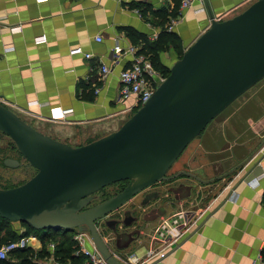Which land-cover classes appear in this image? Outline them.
Segmentation results:
<instances>
[{
    "label": "crops",
    "instance_id": "crops-1",
    "mask_svg": "<svg viewBox=\"0 0 264 264\" xmlns=\"http://www.w3.org/2000/svg\"><path fill=\"white\" fill-rule=\"evenodd\" d=\"M254 1H195L173 22L174 42L152 11H171L177 0H0V104L57 141L78 146L98 139L117 130L135 109L132 96L119 98L118 79L135 57L169 70L212 19L231 18ZM13 26L21 30L11 31ZM41 36L45 39L37 42ZM78 47L91 56L69 54ZM102 65L110 71L100 79ZM53 108L72 115L52 121ZM186 148L184 159L173 165L171 182L183 189L166 214L184 211L185 224L174 233L189 229L177 239L175 234L160 239L151 232L157 219L126 250L111 251L122 264H134L133 258L141 264H249L264 257V86L231 103ZM10 224L11 234L24 235L21 223ZM99 229L108 241L102 221ZM26 237L35 263L55 264L61 257L57 240ZM167 246L159 258L156 253ZM18 255L13 251L5 260L18 263Z\"/></svg>",
    "mask_w": 264,
    "mask_h": 264
},
{
    "label": "water",
    "instance_id": "water-1",
    "mask_svg": "<svg viewBox=\"0 0 264 264\" xmlns=\"http://www.w3.org/2000/svg\"><path fill=\"white\" fill-rule=\"evenodd\" d=\"M262 79L264 0H255L231 18L212 19L151 97L117 130L98 139L78 146L57 141L0 104V132L35 170L24 183L0 188V217L38 230L85 231L106 264H122L111 250H126L138 234L120 231L130 226L131 215L119 210L138 192L167 180L186 146ZM4 165L20 163L6 160ZM120 181L129 183L90 206L93 194ZM179 189L183 186L171 190ZM114 212L120 214L117 219H106Z\"/></svg>",
    "mask_w": 264,
    "mask_h": 264
},
{
    "label": "built area",
    "instance_id": "built-area-1",
    "mask_svg": "<svg viewBox=\"0 0 264 264\" xmlns=\"http://www.w3.org/2000/svg\"><path fill=\"white\" fill-rule=\"evenodd\" d=\"M195 1H199L203 3V0H180L178 12L180 14L182 9H187L192 6ZM179 17V16H178ZM177 18L171 19V21L164 27L166 31H172L173 22ZM11 31L18 32L21 30L20 26H13L9 27ZM45 37L41 36L37 38V42L44 40ZM9 51V48L3 49V52L6 53ZM1 54V52H0ZM69 54H82L85 58H89L91 56L90 53H84L81 48H75L69 51ZM110 71L109 67L106 65H102L100 68V79H103ZM165 75L161 74L160 72L156 71L151 61L144 57V56H137L134 58L133 63L130 67L122 69L119 72L118 79L120 82V89H119V98L120 99H127L130 96L134 98V108L141 107L152 95L155 87L163 81ZM98 88L95 89V93H98ZM72 115V111L69 109H61V108H53L51 110V120L55 122H64ZM264 202V198H263ZM264 207V203H263ZM184 211L180 210L179 212L173 214L171 218H162L159 221V224L155 231L153 232L154 237L160 236V239H164V237L175 234V239L182 236L186 231L189 229V226H184V233L174 230L179 225L185 224L184 222ZM73 248L74 252L73 255L75 257L82 256L83 260L80 264H106L105 260L102 256L98 253V251L93 246L89 235L87 232L82 230H74L73 235ZM27 245V237L26 236H19L16 240H10L4 243L0 242V262L5 260L10 253L17 249L25 248ZM55 246L54 243L49 244V248L53 249ZM169 246V245H168ZM164 248L161 251H158L156 254L159 258H163L166 254V249ZM149 254L152 256L151 251ZM138 259L133 258V262L135 263ZM55 264H75L71 260H57ZM249 264H264V257L257 256L255 259L251 260Z\"/></svg>",
    "mask_w": 264,
    "mask_h": 264
},
{
    "label": "flooded vegetation",
    "instance_id": "flooded-vegetation-1",
    "mask_svg": "<svg viewBox=\"0 0 264 264\" xmlns=\"http://www.w3.org/2000/svg\"><path fill=\"white\" fill-rule=\"evenodd\" d=\"M182 174L184 173L181 172L180 175ZM174 176L175 174H166L165 177L167 180L159 181L149 188H146L131 197L128 202L122 207V212L130 211L131 217L129 218H131V224L128 227V230H126L127 228L124 229L123 227L121 229L129 232H134L138 234V237H140L143 228L150 221H156L158 219V223L154 227H151V232L153 233L157 228L160 219L171 218L173 214L179 212L176 211L174 213L166 214V206L171 207V203L178 200V196L171 190L174 187L171 186V182L174 180ZM128 183L129 181H120L102 188L92 195L91 201L93 202L90 204V206L113 197L114 195L122 191ZM111 188L113 189L111 190ZM115 213L116 212L112 213L109 219H117L121 214ZM127 219L128 218H126L125 220L127 221ZM99 223L100 221L97 222V225Z\"/></svg>",
    "mask_w": 264,
    "mask_h": 264
},
{
    "label": "trees",
    "instance_id": "trees-1",
    "mask_svg": "<svg viewBox=\"0 0 264 264\" xmlns=\"http://www.w3.org/2000/svg\"><path fill=\"white\" fill-rule=\"evenodd\" d=\"M179 2L180 0H177V3L174 5L171 11H168L164 8H161L159 11H152V13L155 16L160 17L162 19V23L160 24L162 32H164L165 36L174 42H178L176 35L172 32L166 31L164 29V23H166L168 20L170 21V19L177 18L179 16V12H178ZM152 52H155V50L152 49ZM182 54L183 52L180 54V57ZM152 64H153V67L157 71L161 72V74L167 76V74L169 73V70L162 68V66L159 65L156 60H153ZM10 223L11 222L0 217V234L3 232L2 237H0L1 243L7 242L10 240L11 241L16 240L17 238H19V236L17 237L15 234H11V232L9 231L8 225ZM21 224L25 227L24 235L22 236H27V234L29 235V233H34L43 242L50 241V240L51 241L57 240V249L55 248V252L56 253L59 252L62 254L59 260H69L68 259L69 252L72 251L73 244H74L73 239H72L74 230L73 231H63V230H53V229L38 230V229H34L30 227L27 224H24V223H21ZM17 250L19 254L18 257L21 258L18 263H10L7 260H3L0 262V264H37L34 261H32V258H33L32 251L25 249V248L17 249ZM71 258L74 260L73 262L75 264H80L83 260L82 256H77V257L73 256Z\"/></svg>",
    "mask_w": 264,
    "mask_h": 264
},
{
    "label": "rangeland",
    "instance_id": "rangeland-1",
    "mask_svg": "<svg viewBox=\"0 0 264 264\" xmlns=\"http://www.w3.org/2000/svg\"><path fill=\"white\" fill-rule=\"evenodd\" d=\"M167 46L171 47V43H170V45H166L164 43V48ZM179 57H180V55H179ZM179 57H178V59H179ZM260 86H264V79H262L261 81L256 83L249 90H247L236 101L243 100L245 97H247L248 95H251L253 92H255V90L258 89V87H260ZM137 109L138 108L134 109L132 111V113L135 112ZM186 149L187 148H185L183 150V152L179 155V157L174 162V164L177 161L181 162L184 159L185 152L187 151ZM6 160L18 161L20 163V165L18 167L6 166V165H4V162ZM173 165L169 169L167 174H171V175L173 174V171L175 170ZM34 174H35V170L33 168H31L30 166H28V164L21 158L20 154L18 153V151L16 149L14 142L8 136H6L2 132H0V188L4 189V188H10V187L18 186V185L24 183L25 181H27L28 179H30ZM112 189L113 188H111V190ZM10 225H11V227H13L12 224H10ZM16 226L18 227L17 224H16Z\"/></svg>",
    "mask_w": 264,
    "mask_h": 264
}]
</instances>
